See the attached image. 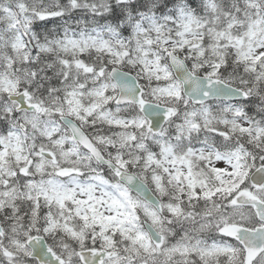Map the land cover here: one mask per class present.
Wrapping results in <instances>:
<instances>
[{
  "label": "snow or ice",
  "instance_id": "snow-or-ice-1",
  "mask_svg": "<svg viewBox=\"0 0 264 264\" xmlns=\"http://www.w3.org/2000/svg\"><path fill=\"white\" fill-rule=\"evenodd\" d=\"M0 264H264V0H0Z\"/></svg>",
  "mask_w": 264,
  "mask_h": 264
}]
</instances>
